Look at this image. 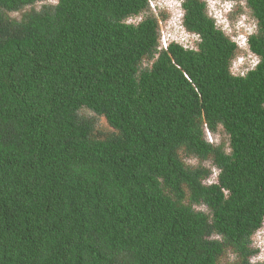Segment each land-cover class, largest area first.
I'll use <instances>...</instances> for the list:
<instances>
[{
    "label": "trees",
    "instance_id": "16d2710c",
    "mask_svg": "<svg viewBox=\"0 0 264 264\" xmlns=\"http://www.w3.org/2000/svg\"><path fill=\"white\" fill-rule=\"evenodd\" d=\"M243 1L258 61L235 75L204 0L193 50L159 48L148 0H0V264H264V0Z\"/></svg>",
    "mask_w": 264,
    "mask_h": 264
},
{
    "label": "rangeland",
    "instance_id": "374dc122",
    "mask_svg": "<svg viewBox=\"0 0 264 264\" xmlns=\"http://www.w3.org/2000/svg\"><path fill=\"white\" fill-rule=\"evenodd\" d=\"M204 1L206 2L208 15H210L215 20V23L217 24V26L222 27V28H227L226 30L224 29L225 33L231 35V38L235 40L236 43H239L240 45L242 43L239 40V37L233 35V28H235V25L237 24L236 22L238 20H240L239 22L240 24L239 25L237 24L236 27H238L239 29H242L241 25H244L245 27H249L251 31L255 30V19L251 16L249 9L243 6L242 4H240L239 2L236 3L232 8L231 17L229 16V20L227 21L228 23H230V28H228L227 25L223 23L225 18L223 17L224 16L223 8L220 5L222 0H204ZM47 2L55 3L56 0H48ZM173 4H174V0H158L157 1L156 15L158 16V19H160V21L158 22L160 34H162L161 32H164V34H170L171 32L175 30L174 24L176 23V19L175 17L171 15V12L167 10V9L172 8ZM40 5L41 3L37 2L33 6L37 9L40 7ZM228 6H230V4H228ZM224 8L226 7L224 6ZM160 13L165 14L164 20L160 18ZM241 14H243V17H241ZM12 16L18 18L19 13H14L12 14ZM140 17H133V18L130 17L129 21L137 22L139 21ZM253 22H254V25H253ZM239 29H237L236 31L239 32ZM257 60H255L253 57H250V54H248V51H242L238 49L236 50L235 57L232 59V62L230 65V71L232 74L241 75L243 72H245L242 70L241 67H243L244 65H247L250 61H254L251 64V66L248 67V68H251L253 67V64L257 62ZM83 112L87 117H93L92 113L88 111H83ZM108 130H109V127L107 123L101 117L98 120L97 132L100 133V132H105ZM211 139L214 140L216 143H219L220 141H224L225 146L227 147V137L222 134L221 130L216 132L215 135L212 134ZM187 161L191 165H195L196 163V160L192 158L191 159L187 158ZM212 171H214L215 173L217 172L215 169H212ZM215 173L213 172L211 173L210 177L207 180L208 182L215 180ZM198 208L203 209L204 207H198ZM252 245L253 247H256L258 249V253L257 255L252 257V261L253 262L264 261V224L253 235ZM229 258L232 259L233 255H229Z\"/></svg>",
    "mask_w": 264,
    "mask_h": 264
},
{
    "label": "clouds",
    "instance_id": "9594fccd",
    "mask_svg": "<svg viewBox=\"0 0 264 264\" xmlns=\"http://www.w3.org/2000/svg\"><path fill=\"white\" fill-rule=\"evenodd\" d=\"M46 1H48V0H46ZM157 1L158 0H148L150 11L154 12L155 15L157 13V11H156ZM184 1L185 0H174V4H173L172 8L167 9L171 12V15L173 17H175V19H176V23L174 24L175 30L173 32H171L170 34H164V32H161L162 34H160V29H159V39H158L159 48L166 49V47L170 43L178 44L181 47H183L184 49H192L193 50V49L197 48V42L200 40L199 35L195 32H191V31L187 30L183 24V17L185 14V9L183 8ZM43 2H40V3H43ZM236 3H238V2H236L234 0H222L221 4H220L221 7L223 8V11H224L223 17L225 19H224L223 23H225L228 28H230V23H228L227 21L229 20V16L231 17L232 8ZM239 3L242 4L243 6H245V3L243 0L239 1ZM228 4H230V6H228ZM224 6L226 8H224ZM206 12H207V6H206ZM207 14H208V12H207ZM208 16H210V15H208ZM135 17H140V16H135ZM241 17H243V14H241ZM158 20L160 21V19H158ZM214 22H215V20H214ZM239 22H240V20H238L236 23L239 25L240 24ZM236 25H235V28H233V35L239 37V40L242 42L241 45L239 43H236V41L231 38V35L225 33L224 29L226 30L227 28L219 27L216 24V26L221 31H223L227 36H229V38L237 45V50L239 49L242 51H248V54H250V57H253L255 60H257L258 57L256 55H254L249 50V47H248V38L251 34H253L255 32L256 22H255V30H253V31H251V29L249 27H245L244 25H241L242 29H239L238 27H236ZM253 25H254V22H253ZM237 29H239V32L236 31ZM253 62L254 61H250L247 65H244L243 67H241L242 70L246 71L247 69H250L248 67H250ZM256 63H254L253 66ZM207 134H209V133L207 132ZM207 139H209V141H210V139H211L210 135L207 136ZM212 172L215 173L214 171H212ZM215 175H216V173H215ZM261 262H264V261H261Z\"/></svg>",
    "mask_w": 264,
    "mask_h": 264
}]
</instances>
